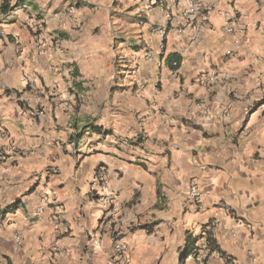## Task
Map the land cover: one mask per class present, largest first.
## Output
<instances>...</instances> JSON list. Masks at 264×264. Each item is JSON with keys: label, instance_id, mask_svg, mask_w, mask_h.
I'll list each match as a JSON object with an SVG mask.
<instances>
[{"label": "crops", "instance_id": "1", "mask_svg": "<svg viewBox=\"0 0 264 264\" xmlns=\"http://www.w3.org/2000/svg\"><path fill=\"white\" fill-rule=\"evenodd\" d=\"M3 133L0 264H264V0H0Z\"/></svg>", "mask_w": 264, "mask_h": 264}, {"label": "built area", "instance_id": "2", "mask_svg": "<svg viewBox=\"0 0 264 264\" xmlns=\"http://www.w3.org/2000/svg\"><path fill=\"white\" fill-rule=\"evenodd\" d=\"M150 2L156 3L157 0H149ZM43 26L44 22L41 19L34 20L32 22V29L37 35H41L43 31ZM245 28V23L242 17H233V18H228L227 23L224 27V29L228 33L235 34L238 31H243ZM164 29H160V32H163ZM164 33H162L163 35ZM154 56V53L151 50H147L145 52V58L146 59H152ZM178 62H174L176 65ZM182 64V61H181ZM180 65V63H179ZM207 76H202L201 82L206 83L207 81ZM1 137L3 140H6L8 142V149L0 153V161H5L8 158L9 153L15 152L16 151V145L12 141V139L6 134L3 133L1 134ZM106 180V169L104 167H101L97 170L95 176H94V182L93 185H101L104 181ZM190 197L193 199L195 202V210L198 211L200 210V197H201V192L199 190L198 184L196 181L191 183L190 187ZM98 201L102 203L106 209L104 212V217L102 219L103 224L106 225L109 222L110 217L116 213L119 210V205L117 202L116 197H114L112 194H102L97 196ZM205 232L203 233V236H205ZM115 242V255L112 258V261H120V260H127L126 252H127V245L122 242L118 238H114ZM94 251L97 252V249L101 248V242L99 239H94ZM97 248V249H96ZM217 253V252H212L210 254L209 249L207 248V242L205 240V237L201 239V241L198 244V249L194 252H192L189 257H196L198 259H204L206 256H211L212 254ZM218 254V253H217Z\"/></svg>", "mask_w": 264, "mask_h": 264}, {"label": "trees", "instance_id": "3", "mask_svg": "<svg viewBox=\"0 0 264 264\" xmlns=\"http://www.w3.org/2000/svg\"><path fill=\"white\" fill-rule=\"evenodd\" d=\"M175 61L178 62L176 65L174 64ZM181 61H182V58L179 55L173 54L169 57V65L173 69L179 68L181 66ZM179 63H180V65H179ZM202 237L203 236H200V238H202ZM205 240L207 242V248L209 249L210 254L212 252H217L220 256H225V253L221 249H219L216 245H214L213 242L210 239H208V236L205 237ZM197 249H198L197 245L192 246L189 251H186L184 254H182V261H183V259L189 257V255L192 252L196 251ZM208 257H209V255L206 256L204 258V260L206 261Z\"/></svg>", "mask_w": 264, "mask_h": 264}]
</instances>
